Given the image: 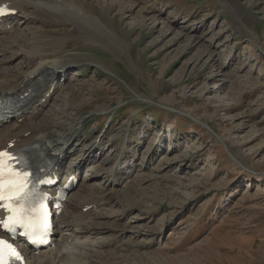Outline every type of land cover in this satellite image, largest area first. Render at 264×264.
<instances>
[{
  "label": "rangeland",
  "instance_id": "rangeland-1",
  "mask_svg": "<svg viewBox=\"0 0 264 264\" xmlns=\"http://www.w3.org/2000/svg\"><path fill=\"white\" fill-rule=\"evenodd\" d=\"M80 2L107 25L92 27L102 40L72 33L70 20L32 18L0 33V61L19 80L34 35L44 59L70 66L38 117L52 109L50 120L74 130L81 166L82 146L100 142L70 193L85 184L96 237L116 246L94 264H264V0H109L108 12ZM169 13L187 28L199 21L197 35L152 22ZM10 39L19 58L3 53ZM121 150L134 165L105 184L95 171Z\"/></svg>",
  "mask_w": 264,
  "mask_h": 264
},
{
  "label": "bare ground",
  "instance_id": "bare-ground-1",
  "mask_svg": "<svg viewBox=\"0 0 264 264\" xmlns=\"http://www.w3.org/2000/svg\"><path fill=\"white\" fill-rule=\"evenodd\" d=\"M3 4L11 10L19 9L22 14L24 12L29 13L31 10L33 15L29 18L26 17V19L9 16L1 19L0 33L6 31L14 32L16 27L19 28L26 24L27 21L25 20L41 18L51 24L70 20L74 24L72 33L82 32L88 39L102 40V34L100 36L99 33L93 32L92 27L96 28L97 22L106 24L98 16L93 17L91 14L86 13L80 0H0V5ZM99 4L103 12L110 11L109 0H99ZM118 7L119 10H123V5ZM152 18V22L161 23L163 32H173L176 36L189 38L191 36H188V33L191 31L197 32V29L202 25L197 21L198 23H195L196 27L187 28L188 25H183L182 20L179 22L176 21L177 19L172 20L171 18L173 17L170 13L161 21L158 20V17L156 19V16ZM100 29L101 27H98L97 31ZM196 35L192 37L195 38ZM117 36L119 39L118 34ZM117 36L115 39H117ZM4 39L8 38L3 37L0 42H4ZM28 39L34 40L37 48L32 45L33 43L31 44L32 47H35L36 52H29V60L26 63L24 74L19 80L12 73L11 70L13 69L12 66L9 67L8 61H0V98L15 100L21 97L19 99L21 103L16 109L14 117L11 118V120L14 119L13 123L5 125L6 120H0V149H22L34 158L40 156L41 160L46 157H53L48 174L51 176L56 175L58 181L43 188V191L47 194V201L54 206V226L51 242L45 248L38 250L27 247L23 241L19 242V247L25 256V264H94L95 253L103 252L114 246V244L112 241H108V243L96 237L99 233L98 225L95 226L96 223L93 221V216L97 215L96 210L93 213L96 202L94 201L95 199L86 195L88 193L80 192L82 185V188L85 189V184H80L79 191L76 190L72 194L70 193L77 184V182H74L75 176L80 179L82 168L90 165L89 160H92V157H88V153L95 151V148L101 149L99 147L100 142H96L97 138H94L91 144H87L89 146H82L78 155L82 153L86 162L85 165L81 166V163L71 156V152H74V147L76 149L78 145H81L77 143L74 130H64L61 118L50 120L52 109L50 112L47 111L48 113L44 114L39 120L40 117L38 116H40L42 108L48 103L57 86H60L61 79L66 77L70 71V66L59 58L44 59L43 52L46 49L44 50L42 44L38 42L39 38L33 35ZM11 40L5 42L7 44H5L3 53L9 51L10 58H19L21 55L17 53V48H12L19 40ZM207 41L209 42L210 40ZM29 45L30 41L26 45L27 48ZM25 49L21 50L28 53V50ZM18 120L20 123H17ZM69 125H71L70 122ZM123 152L124 150H121L116 155L111 167L101 166L95 171V175L101 177L105 184L120 181L130 172L129 169L133 167V158ZM127 153L129 154V150ZM132 154L136 155L134 151ZM107 172L111 173L113 177L111 178ZM66 183L69 184V187L61 192L62 186ZM87 184L93 187L92 183L88 182ZM89 185H86V190L91 193L93 189ZM61 193L62 197L58 198L57 196H60ZM83 209H86V211L84 212ZM57 211L59 212L57 213ZM0 218H2L1 211Z\"/></svg>",
  "mask_w": 264,
  "mask_h": 264
},
{
  "label": "snow or ice",
  "instance_id": "snow-or-ice-1",
  "mask_svg": "<svg viewBox=\"0 0 264 264\" xmlns=\"http://www.w3.org/2000/svg\"><path fill=\"white\" fill-rule=\"evenodd\" d=\"M11 11L6 5H0V16ZM9 161L17 159L6 151H0V208L7 212V216L0 218V229L15 236L18 229L19 235L25 237L33 244H46L49 230L46 206L41 205L39 215L35 208L37 199H44L47 194L34 193L30 187V176H24L23 180L13 179V172L9 170V178H5V157ZM19 176L20 173H15ZM24 258L18 249L9 240L0 236V264H23Z\"/></svg>",
  "mask_w": 264,
  "mask_h": 264
}]
</instances>
